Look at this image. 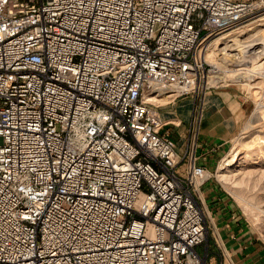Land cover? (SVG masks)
I'll return each instance as SVG.
<instances>
[{
	"label": "built area",
	"instance_id": "1",
	"mask_svg": "<svg viewBox=\"0 0 264 264\" xmlns=\"http://www.w3.org/2000/svg\"><path fill=\"white\" fill-rule=\"evenodd\" d=\"M263 7L0 0V264H207L201 106L182 156L149 95L202 97L204 42Z\"/></svg>",
	"mask_w": 264,
	"mask_h": 264
},
{
	"label": "rangeland",
	"instance_id": "2",
	"mask_svg": "<svg viewBox=\"0 0 264 264\" xmlns=\"http://www.w3.org/2000/svg\"><path fill=\"white\" fill-rule=\"evenodd\" d=\"M255 27L264 29V7L237 27L204 42V46H208L206 59L210 64L205 93L210 88L230 84L241 86L246 93L248 112L242 130L209 172L234 202L252 230L264 239V32L251 37L243 45L230 43L227 48H223L232 36L246 35V32ZM179 98L182 97L177 99ZM174 100L176 99L165 97L154 103L162 106ZM169 125L170 123L165 128L171 132L179 151L185 147L186 138L180 137L178 129L167 128ZM235 169L242 172L236 174L238 170L236 172ZM230 170L233 173H229ZM222 173H229V176L223 178ZM212 242V237L209 236L210 255L215 252ZM198 250L204 255L203 247L199 246ZM207 264L214 262L208 258Z\"/></svg>",
	"mask_w": 264,
	"mask_h": 264
},
{
	"label": "crops",
	"instance_id": "3",
	"mask_svg": "<svg viewBox=\"0 0 264 264\" xmlns=\"http://www.w3.org/2000/svg\"><path fill=\"white\" fill-rule=\"evenodd\" d=\"M197 104L201 106L197 163L210 171L242 130L248 112L246 93L239 85H222L210 88L201 98L186 96L160 106L162 118L170 122L167 128L178 129L180 137L186 138L185 147L178 151L182 156L194 128ZM178 170L184 174L185 165L181 164ZM198 194L210 216L209 236L215 251L210 258L214 264H264V239L252 230L212 175L200 186Z\"/></svg>",
	"mask_w": 264,
	"mask_h": 264
},
{
	"label": "bare ground",
	"instance_id": "4",
	"mask_svg": "<svg viewBox=\"0 0 264 264\" xmlns=\"http://www.w3.org/2000/svg\"><path fill=\"white\" fill-rule=\"evenodd\" d=\"M264 32V29H257V27H255V28H253V29H250L248 32H246L245 34L246 35H239V36H232L231 37V39L230 40H228L227 42H226V46L225 47H223V48H227L229 45H230V43H231V45L232 44H235V43H240V44H244V43H246L248 40H250L251 39V37H254V36H257V35H260L261 33H263ZM207 45H205V46H203V48H202V56L206 59V53H207ZM222 48V49H223ZM249 50H251V49H249ZM254 52H256V51H254ZM257 52H259V49H257ZM207 60V59H206ZM174 96V94H167L166 92H164L163 94H160V95H155V94H153V95H149V100L152 102V103H156L157 101H161V100H164L165 99V97H167V98H169V97H173ZM236 170H238V169H235L234 171H236ZM237 172V171H236ZM240 172H242V171H239L238 170V172L236 173V174H239ZM246 172V171H245ZM229 173H233V170H230L229 171ZM229 173L227 174V173H222L221 174V176L223 177V178H226V177H228L229 176ZM249 174V173H248ZM254 175V174H253ZM250 176V175H249ZM246 178V177H245ZM243 179V178H242ZM247 180V179H246ZM251 180V179H250ZM255 184V183H254Z\"/></svg>",
	"mask_w": 264,
	"mask_h": 264
}]
</instances>
